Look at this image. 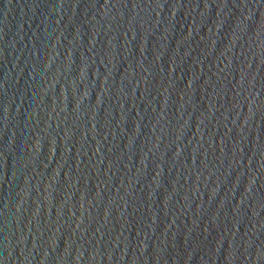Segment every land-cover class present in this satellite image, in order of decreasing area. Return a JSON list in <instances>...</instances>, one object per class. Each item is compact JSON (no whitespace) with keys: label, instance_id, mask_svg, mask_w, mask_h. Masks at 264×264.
<instances>
[{"label":"water","instance_id":"water-1","mask_svg":"<svg viewBox=\"0 0 264 264\" xmlns=\"http://www.w3.org/2000/svg\"><path fill=\"white\" fill-rule=\"evenodd\" d=\"M0 264H264V0H0Z\"/></svg>","mask_w":264,"mask_h":264}]
</instances>
